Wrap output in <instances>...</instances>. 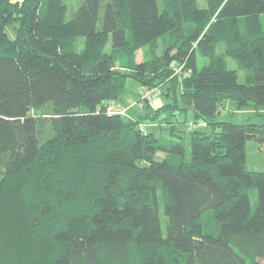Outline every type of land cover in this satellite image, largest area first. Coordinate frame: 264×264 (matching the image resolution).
I'll use <instances>...</instances> for the list:
<instances>
[{"label":"trees","instance_id":"1","mask_svg":"<svg viewBox=\"0 0 264 264\" xmlns=\"http://www.w3.org/2000/svg\"><path fill=\"white\" fill-rule=\"evenodd\" d=\"M201 2L0 0V264H264V121L219 112L264 119V0ZM129 77L211 130L109 112Z\"/></svg>","mask_w":264,"mask_h":264},{"label":"rangeland","instance_id":"2","mask_svg":"<svg viewBox=\"0 0 264 264\" xmlns=\"http://www.w3.org/2000/svg\"><path fill=\"white\" fill-rule=\"evenodd\" d=\"M81 0H67L68 10L66 14V18H70L72 15V12L74 9L78 6ZM204 2V0H201ZM201 2V3H202ZM262 22L264 26V13L262 15ZM9 32L11 35H14L13 30L11 27H9ZM82 41L84 40L83 37H79ZM148 52L147 47H144L140 49L137 52V60L142 61L145 58H148ZM206 62L205 59L200 58L199 59V66H203ZM232 66L236 67V62L231 60ZM240 81L244 82V75L243 72L240 71ZM142 86H145L144 84H140L135 79L129 77L127 79L126 83V90L125 92L120 96V98L114 102V104H118L120 102H124L125 104H128L130 100H137L140 97V89ZM162 90L167 91V86L162 88ZM177 95L179 99V105L183 106L182 101L180 99V87L177 89ZM176 102V98L172 92V90L168 89V93H162L160 92L159 95L156 96V98L152 101V104L155 108L160 107L161 105H164L166 103L174 104ZM138 106V105H137ZM134 107H131L128 109V113H133ZM221 116L223 119H228L234 122H244V121H256L261 122L264 121L261 114L263 112V108L259 107L256 108L254 106H248V107H241L238 108L235 104V101L232 98H227L223 101V104L221 105ZM170 116V117H168ZM172 119L175 121L176 125L178 126V129H188L191 130L195 126L197 128H202L204 130L210 131L211 128L209 125H207L204 121L201 119L197 120L198 122H195V115L192 109H183L180 107H176L175 104L173 106H166L165 108H161L159 110L158 118L157 119H146L144 120L140 126H145L148 128H151L155 130L160 135L163 136H169L170 129L168 128L170 124L167 122V118ZM247 167L251 170H264V148L253 140H250L247 142ZM160 155H163L159 152ZM251 198H252V205L255 207L257 203V191L256 189H251Z\"/></svg>","mask_w":264,"mask_h":264},{"label":"built area","instance_id":"3","mask_svg":"<svg viewBox=\"0 0 264 264\" xmlns=\"http://www.w3.org/2000/svg\"><path fill=\"white\" fill-rule=\"evenodd\" d=\"M161 90L157 87L142 86L140 89V97L137 100H130L128 104H109L108 110L111 113L127 114L128 109L131 107L142 108L147 101H153ZM138 105V106H137ZM144 128V126H142Z\"/></svg>","mask_w":264,"mask_h":264},{"label":"crops","instance_id":"4","mask_svg":"<svg viewBox=\"0 0 264 264\" xmlns=\"http://www.w3.org/2000/svg\"><path fill=\"white\" fill-rule=\"evenodd\" d=\"M262 147L264 148V145H263V146H261V148H262Z\"/></svg>","mask_w":264,"mask_h":264}]
</instances>
